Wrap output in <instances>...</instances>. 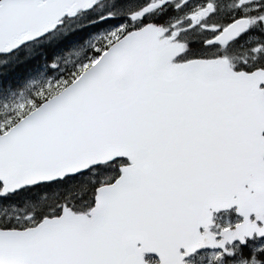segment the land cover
Instances as JSON below:
<instances>
[{
  "label": "snow or ice",
  "instance_id": "1",
  "mask_svg": "<svg viewBox=\"0 0 264 264\" xmlns=\"http://www.w3.org/2000/svg\"><path fill=\"white\" fill-rule=\"evenodd\" d=\"M0 264H264V0H0Z\"/></svg>",
  "mask_w": 264,
  "mask_h": 264
},
{
  "label": "trees",
  "instance_id": "2",
  "mask_svg": "<svg viewBox=\"0 0 264 264\" xmlns=\"http://www.w3.org/2000/svg\"><path fill=\"white\" fill-rule=\"evenodd\" d=\"M81 40H82V38L77 37V38H75V40L65 41V42H61L60 44H56L55 46L47 47L46 48L47 59L48 60H51L53 54L63 55L65 53H67L69 51V46L72 43H76V42L81 41ZM20 55L21 56H24L25 53L24 52H21ZM29 63H32V61H29ZM43 67H44V60H41L39 57H37L36 58V62L33 63V70H32V72L26 74L25 79L32 78L34 75H37L40 72H43ZM23 82L24 81L21 80L19 82L18 86L19 87H22L23 86Z\"/></svg>",
  "mask_w": 264,
  "mask_h": 264
},
{
  "label": "rangeland",
  "instance_id": "3",
  "mask_svg": "<svg viewBox=\"0 0 264 264\" xmlns=\"http://www.w3.org/2000/svg\"><path fill=\"white\" fill-rule=\"evenodd\" d=\"M83 42V39L81 40V41H78V42H76V43H82ZM69 52V51H68ZM67 52V53H68ZM45 71V69H44V67H43V72ZM38 75V74H37ZM36 75H34L32 78H34Z\"/></svg>",
  "mask_w": 264,
  "mask_h": 264
}]
</instances>
